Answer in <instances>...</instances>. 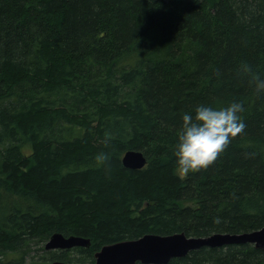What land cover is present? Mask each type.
Listing matches in <instances>:
<instances>
[{"label":"trees","instance_id":"16d2710c","mask_svg":"<svg viewBox=\"0 0 264 264\" xmlns=\"http://www.w3.org/2000/svg\"><path fill=\"white\" fill-rule=\"evenodd\" d=\"M253 74L264 78V0H0V264H94L101 247L146 234L264 227ZM233 101L243 132L178 174L182 114ZM128 150L146 166L123 168ZM54 233L90 245L45 251ZM168 264H264V253L200 249Z\"/></svg>","mask_w":264,"mask_h":264},{"label":"water","instance_id":"95a60500","mask_svg":"<svg viewBox=\"0 0 264 264\" xmlns=\"http://www.w3.org/2000/svg\"><path fill=\"white\" fill-rule=\"evenodd\" d=\"M146 163V158L140 151L128 150L121 158L123 168L128 170H140ZM245 244L252 245L264 253V227L239 234L213 233L206 237H187L183 233L146 234L135 240H125L101 247L94 254V264H168L170 260L183 258L191 251ZM89 245L88 239L77 236L65 237L54 233L45 243L44 250L65 251L88 248ZM51 264L66 263L55 261Z\"/></svg>","mask_w":264,"mask_h":264},{"label":"clouds","instance_id":"9594fccd","mask_svg":"<svg viewBox=\"0 0 264 264\" xmlns=\"http://www.w3.org/2000/svg\"><path fill=\"white\" fill-rule=\"evenodd\" d=\"M242 71L251 72V68L246 66ZM252 78L257 91H264V78L255 74ZM243 111V104L233 101L224 107L200 104L184 112L173 151L178 174L187 175L211 165L245 129L240 115ZM95 159L103 162L107 156L100 153Z\"/></svg>","mask_w":264,"mask_h":264},{"label":"rangeland","instance_id":"374dc122","mask_svg":"<svg viewBox=\"0 0 264 264\" xmlns=\"http://www.w3.org/2000/svg\"><path fill=\"white\" fill-rule=\"evenodd\" d=\"M38 254L40 255V252H38ZM36 255V253L34 254V256ZM33 261H31V259H27L26 260V264H28V263H32Z\"/></svg>","mask_w":264,"mask_h":264}]
</instances>
